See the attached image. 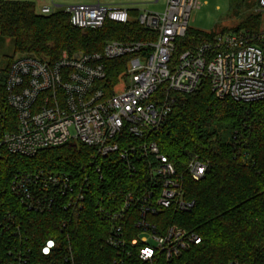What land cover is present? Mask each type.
I'll return each instance as SVG.
<instances>
[{"label":"built area","instance_id":"1","mask_svg":"<svg viewBox=\"0 0 264 264\" xmlns=\"http://www.w3.org/2000/svg\"><path fill=\"white\" fill-rule=\"evenodd\" d=\"M258 3L264 9V0ZM198 4L199 0H166L162 12L140 11L136 20L154 33L153 39L109 41L101 51L64 54L54 62L22 56L9 70L7 100L17 113L18 128L0 135V155L33 157L43 149L77 142L91 147L94 158L116 155L128 173L135 174L140 168L145 172V184L137 194L124 193L114 208H98L101 217L112 221L106 245L113 255L107 264L172 261L201 242L198 234L177 224L161 228L149 219L164 209L189 210L193 202L185 197V176L198 181L207 171V164L197 156L183 172L178 171L154 139L164 128L176 98L208 80L220 99H264V25L258 32L217 33L195 49L176 52ZM65 11L71 24L82 29L130 20L127 8L103 4L80 3ZM52 12V6L40 11ZM121 57L129 58L128 67L109 93L104 61ZM118 84L123 86L120 92L115 91ZM88 189L87 178L68 173H18L11 182L18 201L40 213L62 207L71 215L79 214ZM112 196L107 194L108 201L115 202ZM2 218L0 236L3 232L12 235L9 258L0 264H57L55 240L42 246L44 260L34 259L31 249L21 242L24 238L13 216ZM128 218L134 220L132 228L126 224ZM62 259L59 264H86L76 261L71 252Z\"/></svg>","mask_w":264,"mask_h":264},{"label":"trees","instance_id":"2","mask_svg":"<svg viewBox=\"0 0 264 264\" xmlns=\"http://www.w3.org/2000/svg\"><path fill=\"white\" fill-rule=\"evenodd\" d=\"M129 14L127 23L107 21L99 29H82L71 24L65 10L42 14L31 1L0 0V43L7 38L13 41V54H0V135L18 128L17 113L6 92L17 54L54 62L64 54L101 51L109 41L153 39L154 33L134 18L138 12ZM235 29L205 32L188 27L177 42L176 52L195 49L217 33L258 32L260 16L247 15ZM128 60L104 61L109 93L127 70ZM154 139L178 171L183 172L195 156L207 164L200 180L185 176V197L193 202L189 210L164 209L149 217L161 228L177 224L194 232L201 242L179 258L156 264H264V99H220L204 80L194 92L176 98L164 128ZM93 152L91 147L69 142L43 149L33 157L0 155V219L13 216L14 226L20 227L24 238L21 242L31 249L34 259H45L41 248L50 239L58 244L53 255L57 264L69 252L80 263L107 264L111 259L113 250L106 245V237L112 221L101 217L98 208H114L124 193L137 194L146 176L141 168L135 174L128 173L116 155L94 158ZM18 173H68L87 178L84 210L72 215L62 207L43 213L28 210L11 191L12 179ZM109 193L115 202L108 201ZM126 224L132 228L134 220L128 218ZM11 235L3 232L0 236V261L9 258Z\"/></svg>","mask_w":264,"mask_h":264},{"label":"rangeland","instance_id":"3","mask_svg":"<svg viewBox=\"0 0 264 264\" xmlns=\"http://www.w3.org/2000/svg\"><path fill=\"white\" fill-rule=\"evenodd\" d=\"M128 1L133 2V7H137L140 11L162 12L166 4V0ZM252 14L260 16V28L263 27L264 9H260L258 0H199L198 6L191 12L189 27L205 32L233 31L247 15ZM0 54L2 56L13 54L12 39L7 38L0 43ZM15 57L18 58L19 55ZM122 89V84H118L115 91L120 92Z\"/></svg>","mask_w":264,"mask_h":264},{"label":"crops","instance_id":"4","mask_svg":"<svg viewBox=\"0 0 264 264\" xmlns=\"http://www.w3.org/2000/svg\"><path fill=\"white\" fill-rule=\"evenodd\" d=\"M17 1H31L38 13H40L41 8L43 6H52L53 11L56 10H65L69 6H74L80 3H88V4H103L110 7H124L127 8L129 11H136L140 12V9L137 7H133V2L128 0H17ZM154 2H157L153 0ZM137 19V16L134 17Z\"/></svg>","mask_w":264,"mask_h":264}]
</instances>
